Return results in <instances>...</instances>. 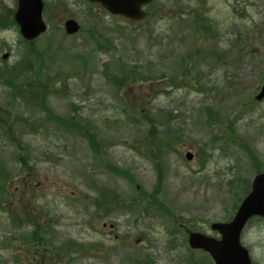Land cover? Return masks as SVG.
Masks as SVG:
<instances>
[{"label": "rangeland", "instance_id": "374dc122", "mask_svg": "<svg viewBox=\"0 0 264 264\" xmlns=\"http://www.w3.org/2000/svg\"><path fill=\"white\" fill-rule=\"evenodd\" d=\"M45 1L52 5L45 19L47 34H55L54 46L69 55H90L88 77L67 76L66 95H50L49 105L59 116L78 113L90 119L107 153L100 160L82 135L53 122L31 129L45 115L15 103L0 85V112L4 107L12 113L15 136L29 146L25 148L32 169H24V149L0 129V166L11 180L6 190L0 187V264H29L32 254L46 258L41 264H201L206 259L210 264L205 252L189 249L186 230L209 231L212 222L235 215L245 196L241 180L250 184L257 173L244 145L253 149L264 170V100H255L264 82V0H155L147 18L132 23L86 0ZM16 3L1 0L0 14L15 9ZM197 16L209 18L208 35L195 32ZM69 17L80 22L82 32L65 34ZM1 25L0 69L7 52L8 64L16 65L21 47L19 30H2ZM97 43L114 48L96 50ZM183 56L193 68L187 86L164 88L179 73ZM117 62L148 77H164L134 80L117 93L109 81L118 71ZM152 107L172 123L161 130L172 137L175 148L161 156L166 176L159 199L173 217L151 201L135 202L140 201L138 189L153 193L157 184L146 144L150 124L144 118ZM206 107L219 119L210 127ZM21 118L29 127L21 125ZM188 151L194 154L192 161L185 157ZM107 163L129 170L135 184L112 173ZM94 184L116 190L131 207L96 215ZM35 221L48 229L47 241L53 245L48 250L54 254L26 247L25 236L34 230ZM248 231L249 244L257 247L252 248L255 264H264V224Z\"/></svg>", "mask_w": 264, "mask_h": 264}, {"label": "trees", "instance_id": "16d2710c", "mask_svg": "<svg viewBox=\"0 0 264 264\" xmlns=\"http://www.w3.org/2000/svg\"><path fill=\"white\" fill-rule=\"evenodd\" d=\"M155 4L156 2L153 3L150 8L155 6ZM51 8L52 5L50 6L49 4H47L46 13L49 14ZM4 22V28H11L16 26L13 19L12 10L6 13ZM194 29L197 35H208L211 31L209 18L197 16ZM54 37L55 34L51 33L46 37V41L43 44L40 41L26 42L24 40H21V43L23 45L19 50L20 60L16 63L15 66L9 65L5 61L4 68L0 69V85L5 88L9 95L12 94V98L14 99L15 103L23 102L27 109L37 110L45 115V118L39 120L40 123L37 125V127L34 124L33 126H31V129L35 130L36 128H40L43 121L53 122L61 128H64L65 130H68L72 133L76 132L79 135H82L89 142L94 156H97L100 160H103L107 152L105 150L104 142L99 139V134L93 122L90 119L81 117L78 113H75L73 116L68 117L59 116L49 105L48 99L50 95H66L68 91L67 76H69L70 74H75L82 80L88 77L87 68L90 61V55L88 52H77L74 53V55H69L67 52L55 47L53 44ZM105 44L107 45L103 46L102 44L97 43L96 50L108 51L114 48L111 43ZM75 60L79 62L75 63ZM188 62L191 64L187 56H183L181 58V69L179 73L168 79L167 84H165L164 88L178 89L187 86L185 79L188 78L190 73L193 71V68L190 64H188ZM70 63H72L73 65H69ZM61 64L63 65L61 66ZM105 67V71H108L111 67L110 62L107 63ZM115 67L118 68V71L115 74L113 73V77H109V81L117 93L124 91L134 80H136V82L149 80L156 81L159 78L164 77L161 76L162 74L158 76L153 74V76L148 77L146 75L140 74L136 67H125V65H120L118 62ZM74 108L77 111V108ZM136 109L137 111L135 115L136 117H139L141 111H139V108ZM204 112H208L210 115V118L207 119V125L209 127L217 124L219 119L217 116H214L216 115V113L212 112V109L210 107H206L204 109ZM145 113L146 114L144 115V118L150 124L149 130L147 131L146 135V144L148 146V150L151 152L150 156L152 157L155 164L158 177L157 184L154 188L153 193H146L144 190L138 189L140 201L136 200L135 202L149 203V201H151L150 203L155 204L158 210H162L163 212L168 211V215L173 217L174 214L168 208H166L167 205L159 199V194L161 191L160 189L165 185L164 181L166 176V170L163 163L161 162V156L163 153L167 154L170 150H174L175 148L174 140L172 139V137L167 136L166 130H164L163 132L161 130L166 126H170L172 123L166 122V116L165 114L163 115L162 110H160L159 113V110H156L152 107L146 110ZM11 114L12 113L9 112L6 108H1L0 129H2L11 138H14L15 141L18 142V144L21 146V148L24 149L23 154L20 156L21 164L23 165L24 169L32 170L31 166L28 164V153L27 148H25L29 146L25 145L24 147L22 145V143L24 142L21 140L20 136H15L13 121L12 119H9V116ZM21 120L23 121V123H21L22 126L26 128L29 127L28 120L26 118H21ZM228 128L230 131H234L233 122H230ZM243 148L248 153L249 158L255 164L257 171H261L263 166L257 154L248 145H244ZM202 154L204 155V152H202ZM106 167L112 173L122 177H126L135 184L136 179L129 170H124L119 166L113 165L111 163H107ZM4 172H6V168L0 166V187H2L1 190L3 191L6 190V184L11 183L10 176H6ZM241 182H245V193L249 190V184L245 179L241 180ZM100 187L101 186H98L96 184L93 185V188L98 193H96L95 198H92V202L97 209V211L95 210L96 215L97 212H99L102 215L109 216L117 210L131 207V202L130 204H125V199H122L116 192V190L108 187ZM2 202L3 200L0 199V203ZM46 231H48L46 226L45 228H43L40 221H35L34 230L25 236L26 241L24 242L26 244V247L36 251L37 253L42 250L45 256L47 255V252L54 254L53 251L48 250V248L52 247L53 245L51 243H48V235L46 234ZM61 249L62 248H60L59 246L55 248V250L58 252ZM32 256L33 258L29 260V264H41L47 261L45 257L41 258L38 254H32L31 257ZM39 260L40 262H38ZM147 260L148 259H145L144 261ZM200 261L201 264H208L207 259ZM138 262L140 261H137V263ZM193 263L195 264V260L193 261Z\"/></svg>", "mask_w": 264, "mask_h": 264}, {"label": "water", "instance_id": "95a60500", "mask_svg": "<svg viewBox=\"0 0 264 264\" xmlns=\"http://www.w3.org/2000/svg\"><path fill=\"white\" fill-rule=\"evenodd\" d=\"M98 2L113 15H121L132 20L145 17L142 7L153 0H89ZM43 0H18L15 20L20 27V32L26 40H35L43 34L48 26L43 18ZM68 34H75L80 30V24L75 19L65 22ZM8 54H5L7 57ZM257 100L264 99V84L256 95ZM186 158L192 160V152L186 153ZM264 217V171L254 176L252 189L245 197L239 210L231 223H214L212 228L222 234L217 240L203 233L191 232L189 244L194 249L207 251L215 264H251L249 251L240 243V233L247 220L254 216Z\"/></svg>", "mask_w": 264, "mask_h": 264}, {"label": "flooded vegetation", "instance_id": "af4514ba", "mask_svg": "<svg viewBox=\"0 0 264 264\" xmlns=\"http://www.w3.org/2000/svg\"><path fill=\"white\" fill-rule=\"evenodd\" d=\"M261 224H264V217H261V216H258V215H255L253 217H251L245 227L243 228L242 230V233H241V244H242V247L243 248H247L251 254V257L253 259V264L256 263V257H255V253H253V250L252 248H257V247H253L249 244V241L247 240V234H248V230L253 226V227H258L260 228L261 227ZM184 228V226H183ZM186 230V228L184 229ZM192 231V230H189L187 229L186 232H187V236L189 234V232ZM194 231H199V232H202L206 235H209L210 237H214V238H217V239H220L221 238V234L214 230L212 227H211V224L209 225V231H204L202 229H198V230H194Z\"/></svg>", "mask_w": 264, "mask_h": 264}]
</instances>
